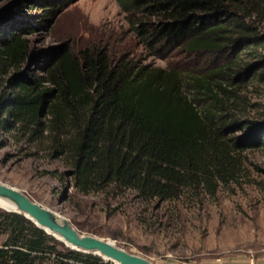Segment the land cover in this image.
<instances>
[{"label": "trees", "instance_id": "1", "mask_svg": "<svg viewBox=\"0 0 264 264\" xmlns=\"http://www.w3.org/2000/svg\"><path fill=\"white\" fill-rule=\"evenodd\" d=\"M74 1L13 0L0 13V78L13 70L0 79V126L47 140L80 194L111 186L162 202L238 183L243 152L264 143V120L244 118L240 96L264 64L253 19L264 0H115L149 56L177 57L166 67L106 46L35 48L29 35ZM246 53L260 59L246 64ZM28 63L37 73L23 69ZM0 230V264H112L57 250L16 213L0 211Z\"/></svg>", "mask_w": 264, "mask_h": 264}, {"label": "rangeland", "instance_id": "2", "mask_svg": "<svg viewBox=\"0 0 264 264\" xmlns=\"http://www.w3.org/2000/svg\"><path fill=\"white\" fill-rule=\"evenodd\" d=\"M12 1L0 0V13ZM253 19L264 34V13ZM29 38L42 50L66 41L76 49L93 45L131 50L136 61L154 66L166 67L177 60L174 54L163 59L149 56L133 38L125 13L115 0H75L48 29L38 30ZM257 52L264 55V44ZM254 55L242 54L244 63L257 62L260 58ZM25 68L37 73L31 63ZM12 74L10 70L0 79L5 83ZM4 92V87L0 88V96ZM240 96L242 116L264 120V64L254 67L241 83ZM245 131L247 127L232 135ZM51 153L47 140L28 142L15 130L0 126V182L62 215L81 233L110 240L154 264H219L228 255L264 256L263 142L243 152L244 172L238 183L220 187L214 196L186 193L162 202L140 200L132 190L111 186L80 194L72 186L68 168ZM5 237L6 232L0 230V244ZM52 238L57 250L67 248Z\"/></svg>", "mask_w": 264, "mask_h": 264}, {"label": "water", "instance_id": "3", "mask_svg": "<svg viewBox=\"0 0 264 264\" xmlns=\"http://www.w3.org/2000/svg\"><path fill=\"white\" fill-rule=\"evenodd\" d=\"M0 198L10 201L16 209L5 210L6 212L23 216L47 235L52 237V234L58 235L67 244L65 247L68 249L98 256L112 264H154L144 257L117 247L110 240L79 232L65 217L60 218L49 208L26 196L24 192L2 182Z\"/></svg>", "mask_w": 264, "mask_h": 264}, {"label": "crops", "instance_id": "4", "mask_svg": "<svg viewBox=\"0 0 264 264\" xmlns=\"http://www.w3.org/2000/svg\"><path fill=\"white\" fill-rule=\"evenodd\" d=\"M219 264H264V256L255 259L245 254L228 255Z\"/></svg>", "mask_w": 264, "mask_h": 264}, {"label": "bare ground", "instance_id": "5", "mask_svg": "<svg viewBox=\"0 0 264 264\" xmlns=\"http://www.w3.org/2000/svg\"><path fill=\"white\" fill-rule=\"evenodd\" d=\"M0 208L3 209V210H8V211H16L14 205L10 201H8L7 199H4V198H0ZM56 214L60 218H63L62 215H59L58 213H56ZM30 220L33 222L32 219H30ZM52 235H53V237H55L56 239H58L59 241H61L65 246H67V244L58 235H56V234H52Z\"/></svg>", "mask_w": 264, "mask_h": 264}]
</instances>
